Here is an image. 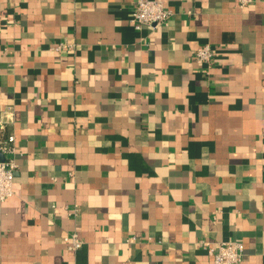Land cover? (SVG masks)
<instances>
[{
	"label": "crops",
	"instance_id": "1",
	"mask_svg": "<svg viewBox=\"0 0 264 264\" xmlns=\"http://www.w3.org/2000/svg\"><path fill=\"white\" fill-rule=\"evenodd\" d=\"M157 1L137 30L134 0H0V264H264V0Z\"/></svg>",
	"mask_w": 264,
	"mask_h": 264
},
{
	"label": "built area",
	"instance_id": "2",
	"mask_svg": "<svg viewBox=\"0 0 264 264\" xmlns=\"http://www.w3.org/2000/svg\"><path fill=\"white\" fill-rule=\"evenodd\" d=\"M255 0H238V6L245 9L252 5ZM171 10L165 8L162 2L157 0H134L130 22L137 29L144 27L158 28L165 25L171 18ZM74 47V42L66 40L52 48L61 53L66 48ZM215 50L211 45H205L194 53L195 62L202 67L210 69L214 64ZM15 139L10 137L5 142H0V151L5 155V160L0 161V202H5L15 195L14 184L18 165L14 157L16 149L13 145ZM78 210H75V214ZM64 242L71 251L82 248L84 241L77 231L64 237ZM200 245L208 252L213 264H242L246 253L245 246L241 242H217L207 240L200 241Z\"/></svg>",
	"mask_w": 264,
	"mask_h": 264
},
{
	"label": "water",
	"instance_id": "3",
	"mask_svg": "<svg viewBox=\"0 0 264 264\" xmlns=\"http://www.w3.org/2000/svg\"><path fill=\"white\" fill-rule=\"evenodd\" d=\"M4 161V160H3Z\"/></svg>",
	"mask_w": 264,
	"mask_h": 264
}]
</instances>
